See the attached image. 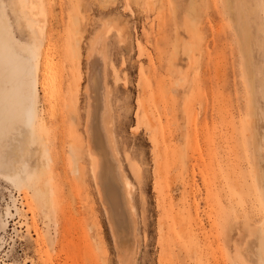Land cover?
<instances>
[{
  "label": "rangeland",
  "instance_id": "1",
  "mask_svg": "<svg viewBox=\"0 0 264 264\" xmlns=\"http://www.w3.org/2000/svg\"><path fill=\"white\" fill-rule=\"evenodd\" d=\"M20 1L0 0V5L5 4L10 28L36 66L38 81L49 86L73 70L80 81L68 107L78 115L73 131L81 159L78 176L67 164L72 183L57 186L62 190L54 197L55 221H46L33 200L44 177L39 126L22 183L0 171V264H120L83 132L86 49L100 32L116 149L134 191L139 252L134 250V264H264V97L259 77L250 84L243 69L248 57L257 75L264 63L257 44L264 40V0L250 21L247 52L241 51L237 16L230 22L220 0H196V25L186 11L190 0ZM24 9L37 19L34 26L48 46L44 74L46 46L33 39L20 13ZM37 89L39 109L47 113L57 91L49 88L44 95ZM121 226L119 232L127 234L129 227Z\"/></svg>",
  "mask_w": 264,
  "mask_h": 264
},
{
  "label": "bare ground",
  "instance_id": "2",
  "mask_svg": "<svg viewBox=\"0 0 264 264\" xmlns=\"http://www.w3.org/2000/svg\"><path fill=\"white\" fill-rule=\"evenodd\" d=\"M22 1L24 0H21L20 2ZM220 1L222 3L224 13L229 16V21L232 19V14L237 16V19L242 27L244 38V43L242 46L240 41L239 45L241 46V51L244 50L247 52L249 47L248 38L251 32L250 21L251 18H253V21H255V19L259 16V0ZM197 3L196 0H190V4L186 10L187 14L191 18V21H195L194 24L198 22L195 19H199L200 16L197 15L198 17H195V11L197 10L198 14V10L200 9V4L198 6ZM20 7L23 9L21 5ZM197 7H199V9H196ZM261 9L264 12V8ZM20 13L23 17H25V20L23 21H25L24 23H27L33 39L39 45L44 46L45 44L43 45V38L39 35L37 26H34V23L35 21L37 22V19L34 20V17L30 15L31 13H28L25 9ZM38 18L40 19V17ZM122 22L123 21L121 20V23ZM193 22L191 23L192 27H194V25H192ZM230 22H232V20ZM124 23L125 22H123V24L119 23V25L124 26ZM39 25L40 24L38 22V26ZM261 25H264V22ZM122 28L123 27H120L119 29L124 31V28ZM197 28H199L198 24ZM125 29H128V27ZM115 30L117 29L115 28ZM45 32L47 33V31ZM125 33L128 35V31H125ZM198 33L200 35V30ZM198 33L194 32L195 37ZM126 35L124 36L126 37ZM199 35L197 37L198 39L201 38V35ZM177 36L178 34L175 35V37ZM104 40L105 35L103 32H100L89 40V44L86 49V83L84 86L86 95V110L85 121L83 123L85 151L86 155L90 159V170L92 171V176L94 177L92 180H95V187H97L96 189L98 190L100 200L102 201L108 216L107 220L110 223L111 235L116 245L118 257L117 260H119L120 264H134V257L136 256L134 252L136 249L135 242H137L135 233L136 210L134 209V202H132L131 197V193L134 191H132L133 186L122 169L123 167L118 157L119 153L117 152L118 149H116L113 134V117L111 115L114 112L112 111V105L110 101L112 90L108 81V55L106 53L107 48L105 47ZM122 40L124 39L122 38L121 41ZM257 44L259 47H262L264 54V40L262 43L257 41ZM45 46L46 47L43 48L42 67L40 69L42 74H44L45 69L48 68V46ZM72 50L74 51L72 53L74 58V53H77V50L73 47ZM63 52L64 51H62V53ZM189 53L190 52H188V54ZM185 54H187V52ZM186 56L189 58L188 55ZM240 56H243L242 53ZM53 59L50 60L52 61ZM198 63L197 66L199 65ZM244 63L245 68L243 69L250 84L253 83L252 81L254 76L259 77V91L264 97V63L259 67L260 73L258 75L254 71L255 67L250 62L249 57L246 59V62L244 61ZM56 67L53 68L56 69ZM252 67L254 68L252 69ZM70 68L71 67L69 66L68 69ZM73 68H75V66H73ZM63 71L64 70H62V72ZM242 75H244V73H242ZM43 77L45 76L43 75ZM45 79H48V77H45ZM46 83L50 82H40V80L38 81L36 76V66L34 65L28 51L24 50L19 44L15 32L10 28L9 16L6 11L5 4L2 6L0 5V171L8 180L13 181L17 185L22 183L21 173L26 170V164L28 163L30 157L34 154L30 149V144L33 141V135L35 133L36 127L39 126L41 130L38 141V157L44 177L37 182V185L33 189V200L36 202V206L39 207L41 211L44 210V219L47 221L53 219L52 216L54 215L56 209L54 197L55 195L57 196L58 193H61L62 190L60 187H58V189L57 186H62L65 183H72L71 179L68 178L67 164H69L71 168V174L78 176L81 157L73 131L75 127V120H78V115H75L73 107H68V102L72 101V95L74 94L75 90L79 89L80 87V81L78 78H76L75 72L73 70L71 75L65 77L60 76L57 81L52 82L49 84V86H47ZM38 87L41 88L44 95H46L49 88L57 91V99L54 104L53 101L50 102L52 103V107H50L49 110L47 109V113L39 109L38 102L41 98L39 99V91L37 89ZM120 225L129 227L127 234H122L119 232L118 227H120ZM48 238L50 241L49 244H54L55 238L54 240L51 237ZM135 251L138 252L137 250Z\"/></svg>",
  "mask_w": 264,
  "mask_h": 264
}]
</instances>
